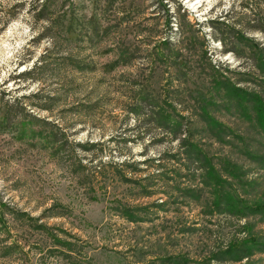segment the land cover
Masks as SVG:
<instances>
[{"label":"rangeland","instance_id":"374dc122","mask_svg":"<svg viewBox=\"0 0 264 264\" xmlns=\"http://www.w3.org/2000/svg\"><path fill=\"white\" fill-rule=\"evenodd\" d=\"M22 1L0 0V264H264L255 250L208 261L264 241V221L211 207L210 181L178 193L201 185L170 133L181 122L217 173L235 168L236 197L264 202L250 103L212 86L225 77L264 103V0H55L36 21ZM200 94L218 139L195 116Z\"/></svg>","mask_w":264,"mask_h":264},{"label":"trees","instance_id":"16d2710c","mask_svg":"<svg viewBox=\"0 0 264 264\" xmlns=\"http://www.w3.org/2000/svg\"><path fill=\"white\" fill-rule=\"evenodd\" d=\"M23 2L19 3L20 7ZM55 0H31L29 11L31 17L36 20H44L47 19V11L49 7H53ZM67 2V0H66ZM24 4V3H23ZM179 11V8H176ZM69 11H74V5L70 4ZM72 14L70 15V21L67 22L61 21V23L57 26H52L56 33L58 34H68L71 28L72 23ZM64 22L66 25H63ZM169 23V19H167V24ZM36 37L40 38L43 35V32L36 31ZM165 41V40H164ZM161 41V42H164ZM260 61V59H259ZM256 67L259 71L264 72V67L256 63ZM214 78V77H213ZM212 79L213 81V89L215 91L221 90L223 91V95L227 97V99L233 100L236 104H248L250 103V111H253L255 115V121L259 127V130L262 131L264 135V116L262 114V110L264 109V103L257 97L254 93L243 91L241 88L236 87L234 84L230 83L229 80L225 77H220ZM198 102H194V111H196L195 116L197 119L204 124V131L213 135L214 138L218 139L220 133L216 131L217 127H220L214 119L208 115V105L212 103V100L202 98V94L195 98ZM214 104V103H213ZM175 117L180 119V115L176 114ZM176 123V124H175ZM172 130L170 131L171 136L178 137L177 145L180 150L181 155H183L184 161L188 163L189 166H194L192 169L198 170V181L201 185V188H190L187 187L179 189L181 194H189L192 199L199 198L198 195L201 193V190L205 187H208L209 184L206 181L213 182V187L219 185V187L215 190L216 193V202L213 201L211 207L218 208L221 207L223 211L230 215L244 218L245 216H259L260 220L264 221V202L261 200H252L245 198L243 195H239L236 197V186L233 182H229V176L235 177L236 174L235 168H230L229 172L217 173L213 166L209 163V159L203 153L200 148V145L193 140L191 132L186 131L184 136L182 135V131L180 128L182 126L181 122H175ZM246 156H250L246 150H244ZM264 159V158H262ZM209 160V161H208ZM146 186L142 188L143 195L149 197L152 194L153 190L147 189ZM167 195V192H164ZM122 216L125 217L128 221H135V216L128 209L122 208ZM138 219V218H137ZM242 231H245L246 228H241ZM263 236L253 235L246 239H242L239 241L233 240L226 244L223 249L217 250L211 256H209V262L214 261L216 263H238L243 259L249 258L253 254V250L256 253H264V241L261 240ZM249 239V241H246ZM169 264H185L186 260L180 258L178 256H169L167 258Z\"/></svg>","mask_w":264,"mask_h":264}]
</instances>
